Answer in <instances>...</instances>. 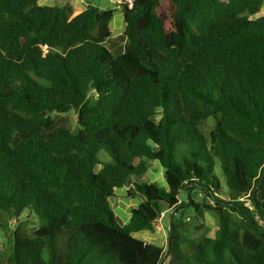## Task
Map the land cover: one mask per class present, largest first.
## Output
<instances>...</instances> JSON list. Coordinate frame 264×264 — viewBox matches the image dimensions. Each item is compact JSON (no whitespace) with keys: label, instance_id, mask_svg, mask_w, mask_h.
Instances as JSON below:
<instances>
[{"label":"trees","instance_id":"16d2710c","mask_svg":"<svg viewBox=\"0 0 264 264\" xmlns=\"http://www.w3.org/2000/svg\"><path fill=\"white\" fill-rule=\"evenodd\" d=\"M263 2L115 0V53L113 8L0 0V264H264ZM150 161L164 185L120 224L109 198ZM162 211L163 260L132 235Z\"/></svg>","mask_w":264,"mask_h":264},{"label":"rangeland","instance_id":"374dc122","mask_svg":"<svg viewBox=\"0 0 264 264\" xmlns=\"http://www.w3.org/2000/svg\"><path fill=\"white\" fill-rule=\"evenodd\" d=\"M65 0H38L39 5H57L60 4ZM74 1L77 6L84 5L86 7L89 3L94 5H99L101 8H113L115 9L114 16L112 20L109 23L110 29H111V37L105 42L106 47L115 53H119V48L123 47L125 38L122 35V28L124 25V20L122 13L120 10L116 7L114 1L115 0H69ZM83 6H81L82 8ZM264 2L262 5L261 10H263ZM261 10L257 15L261 13ZM66 121L69 124V126L72 129L76 128V118L77 116L74 113L65 115ZM103 159H107V155L103 152H100L99 154ZM164 168L159 165L156 161H150L148 170L145 174L142 176H131L128 178L122 188L116 189L115 195L109 198V203L111 208L116 214L117 221L120 224H124L126 222L125 218L130 214V210L132 207L136 206L141 200L142 197L140 196L135 183L140 182H156L157 184L163 186L164 185V178H163ZM215 173L221 177V171L218 164H216L215 167ZM181 199H183L181 195ZM187 214L190 213V210L186 211ZM191 215V214H190ZM166 218L164 220V223H158V226L155 227V230L151 232L152 238L151 240H148L151 243L155 244H161L163 247L166 248L167 245V225H168V215H165ZM214 215L212 213H206L204 218V228L196 232L195 235H193L195 238H198L202 235H206L209 237H213L216 233V221L213 217ZM125 220V222H123ZM38 223L36 219L30 218V221L28 223V229L29 231H32L37 227ZM11 227H13L11 225ZM192 229V228H191ZM148 232V231H146ZM150 233V232H148ZM8 231L4 232L2 229H0V250H4L7 245L8 240ZM136 238L141 239H147L148 235L147 233H138V235L134 236Z\"/></svg>","mask_w":264,"mask_h":264},{"label":"crops","instance_id":"0c3cea01","mask_svg":"<svg viewBox=\"0 0 264 264\" xmlns=\"http://www.w3.org/2000/svg\"><path fill=\"white\" fill-rule=\"evenodd\" d=\"M70 2H72V1H70ZM72 4H73V7H74V9H75L74 14L80 12L82 9L85 8L84 5H81V6H83L82 8H81V6H80V7L77 6V4H75L74 1L72 2ZM263 13H264V7H263V10H261V13H260L259 15H261V14H263ZM123 28H124V25H123ZM123 28H122V32H123ZM125 46H126V40H124V45H123V47H121V48H119V49H117V50H119V52H123L124 49H125ZM129 178H130V177H129ZM115 192H116V191H115ZM129 215H130V214H129ZM129 215L127 216V218H125L126 222H127L128 219H129ZM165 218H166V216H165L160 222H157V223L155 224V227L158 226V223H164ZM125 220H124L123 222H125ZM126 222H125V223H126ZM168 222H169V218H168ZM125 223H124V224H125ZM148 232H150V231H148ZM148 232H146V231H138V232H134V233H132V235H133V236H136V235H138V233H143V234L147 233V235H148L147 239H142V240H144V241H146V242H149L148 240H151L153 234H152L151 232H150V233H148ZM139 239H141V238H139Z\"/></svg>","mask_w":264,"mask_h":264},{"label":"water","instance_id":"95a60500","mask_svg":"<svg viewBox=\"0 0 264 264\" xmlns=\"http://www.w3.org/2000/svg\"><path fill=\"white\" fill-rule=\"evenodd\" d=\"M186 189V187H184V190ZM169 230H171V219H172V216H171V213L169 214ZM169 243H170V236L168 237V240H167V248L164 252V255L162 257V260L164 259L165 255L167 254L168 250H169Z\"/></svg>","mask_w":264,"mask_h":264},{"label":"built area","instance_id":"2783aa9c","mask_svg":"<svg viewBox=\"0 0 264 264\" xmlns=\"http://www.w3.org/2000/svg\"><path fill=\"white\" fill-rule=\"evenodd\" d=\"M166 214H167L166 212L162 211V212L160 213V216H159L157 222H160V221L165 217Z\"/></svg>","mask_w":264,"mask_h":264}]
</instances>
